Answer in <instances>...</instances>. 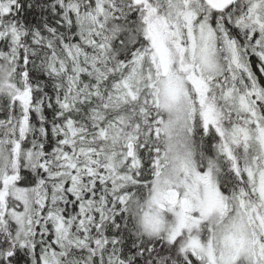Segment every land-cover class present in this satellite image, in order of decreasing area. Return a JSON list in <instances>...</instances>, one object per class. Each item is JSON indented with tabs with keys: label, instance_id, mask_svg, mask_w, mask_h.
<instances>
[{
	"label": "snow or ice",
	"instance_id": "6c2138e0",
	"mask_svg": "<svg viewBox=\"0 0 264 264\" xmlns=\"http://www.w3.org/2000/svg\"><path fill=\"white\" fill-rule=\"evenodd\" d=\"M0 264H264V0H0Z\"/></svg>",
	"mask_w": 264,
	"mask_h": 264
}]
</instances>
